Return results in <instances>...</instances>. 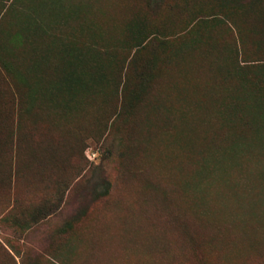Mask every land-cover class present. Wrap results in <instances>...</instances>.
Wrapping results in <instances>:
<instances>
[{"label":"rangeland","instance_id":"374dc122","mask_svg":"<svg viewBox=\"0 0 264 264\" xmlns=\"http://www.w3.org/2000/svg\"><path fill=\"white\" fill-rule=\"evenodd\" d=\"M0 113V264H264V0H0Z\"/></svg>","mask_w":264,"mask_h":264},{"label":"trees","instance_id":"16d2710c","mask_svg":"<svg viewBox=\"0 0 264 264\" xmlns=\"http://www.w3.org/2000/svg\"><path fill=\"white\" fill-rule=\"evenodd\" d=\"M33 111V110H32ZM32 111H29V113H30V117H31V123H35V122H37L38 121V118H36V115L35 116H33V114H32ZM16 112V114H17V111H15ZM24 113V112H23ZM26 114H27V112H26ZM29 115V114H28ZM35 120H37V121H35ZM0 122H1V113H0ZM39 123V122H38ZM20 124H21V122L19 121V119L17 118V115H14V119H13V136L15 137V133L17 132V131H19V126H20ZM35 125H37V124H35Z\"/></svg>","mask_w":264,"mask_h":264}]
</instances>
